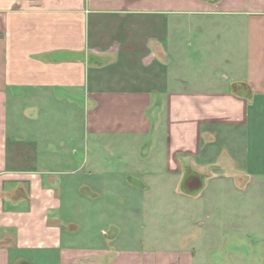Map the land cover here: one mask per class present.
Returning <instances> with one entry per match:
<instances>
[{
	"label": "crops",
	"instance_id": "1",
	"mask_svg": "<svg viewBox=\"0 0 264 264\" xmlns=\"http://www.w3.org/2000/svg\"><path fill=\"white\" fill-rule=\"evenodd\" d=\"M263 179L264 0H0V264H215L218 222L174 200L233 210ZM254 233L228 264H264Z\"/></svg>",
	"mask_w": 264,
	"mask_h": 264
},
{
	"label": "rangeland",
	"instance_id": "2",
	"mask_svg": "<svg viewBox=\"0 0 264 264\" xmlns=\"http://www.w3.org/2000/svg\"><path fill=\"white\" fill-rule=\"evenodd\" d=\"M91 151V150H90ZM152 154V155H151ZM128 155V157H127ZM155 152H151L148 147L142 148V149H110L107 151L103 156L102 159L105 158V160L109 163H111V166H107L106 169L108 172L116 170V173L119 174H137L135 168H130L126 165V160L129 158V161L131 160V163L136 164L139 168L143 167L144 163H147V160H152L154 158ZM90 157H93V152H90ZM160 160H162V155L158 157ZM164 158V157H163ZM259 188H254L251 190V192L245 197H240L239 192L237 191V185L234 182L228 183L227 191H233L234 193V205L233 210L232 208H226L225 206L220 209L214 210L211 213H204L200 212L198 213V199L191 198L189 196H185L182 193L179 199H175L174 205H176L179 208H184L183 206L187 207L186 209L187 213H191L194 211L195 218L199 217L202 218V221L209 222L212 221L213 223H217L216 227L211 228L209 224H207V227L203 229L202 239L205 243L204 247V253L208 250L211 252L208 253V256L210 254L214 253L216 254V262L215 264H228L226 261L227 255H226V249L227 244H240L242 239L246 240L247 237L244 236V234L247 232L251 233V236L258 237L260 234H264V179L259 183ZM197 187L196 185L192 186V189ZM179 190L181 192L186 193H194L193 191L189 190L185 183L179 185ZM198 191V188H197ZM195 190V192H197ZM207 192V190L205 191ZM213 197H209L210 200H217ZM191 209V210H189ZM200 210V209H199ZM174 213L176 215H174ZM180 215V213L172 212L169 214V218L171 221L170 225L174 226L176 225L174 221H176V216ZM160 216V215H159ZM144 217V216H143ZM139 220V219H138ZM138 220H136L138 222ZM188 221V219H187ZM165 225V223H164ZM92 230H85V233H88L92 231L93 233L97 234L94 236L91 241L97 242L98 239H102V233L98 225H93ZM132 228H137V223L133 224ZM128 229L123 234V240L122 243L125 245L124 247H131L133 245L134 240H136V237H134V234L136 231L134 229ZM156 231V230H155ZM107 233L110 231L107 229ZM230 234L228 235V233ZM252 240V238H251ZM131 244V245H130ZM229 247V246H228ZM133 248V247H132ZM203 259V258H202ZM201 264H212L209 261L201 262ZM237 264V263H235ZM240 264V263H239Z\"/></svg>",
	"mask_w": 264,
	"mask_h": 264
},
{
	"label": "trees",
	"instance_id": "3",
	"mask_svg": "<svg viewBox=\"0 0 264 264\" xmlns=\"http://www.w3.org/2000/svg\"><path fill=\"white\" fill-rule=\"evenodd\" d=\"M187 174H196V173H194L193 171H188L187 172ZM198 175V174H197ZM188 178H195V179H198V177L197 176H195V175H188ZM197 189V188H196Z\"/></svg>",
	"mask_w": 264,
	"mask_h": 264
}]
</instances>
